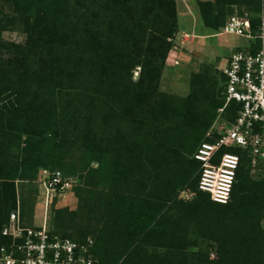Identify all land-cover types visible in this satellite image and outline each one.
I'll list each match as a JSON object with an SVG mask.
<instances>
[{
    "label": "trees",
    "instance_id": "1",
    "mask_svg": "<svg viewBox=\"0 0 264 264\" xmlns=\"http://www.w3.org/2000/svg\"><path fill=\"white\" fill-rule=\"evenodd\" d=\"M7 1H11L15 7L17 17H14L13 23L20 24L27 36L29 48H19L20 53L17 54V60L20 71L14 69L7 73L4 78L6 87L0 89V127L8 129V131L0 129L1 135L13 134L11 130L19 129L16 127L18 123L24 121L25 126L29 120H32L31 117L21 119L19 116L20 112L26 111L25 103L29 104L33 100L34 103L44 105L41 107L44 108L43 112L36 117L40 123L44 115L55 113V107L51 105L58 96L69 94L73 96L72 99L84 105L81 108L85 112L82 118L88 123L93 119L95 125L89 123V126L98 134L115 129V132L117 131L115 137H111L109 142L118 138L124 145L138 146H134L135 149L131 150L133 154L148 153L145 156L148 160L147 165L142 163L141 159V166L140 163L136 165L143 167V170H138L139 179L136 183L133 182L137 186H129L130 189L138 192L140 197L147 194L151 196L149 197L151 199L156 197L159 199L158 209H160L159 205L163 208L168 205L169 209V205L176 203L175 200L179 196L177 189L181 186L180 191L189 190L194 193L195 201L202 200L203 202V198L206 197L204 201L210 203H200L196 206L180 204L185 209L184 217L179 221L174 217V223L171 225L170 222L168 229L170 234H167L165 230L155 229L143 233L142 238L137 242L146 248L138 246L139 243L136 242L130 244L126 240L121 241L127 244L128 249L118 259L121 262L119 264H187L185 253L191 252L199 255L205 250V246L210 252L219 256L220 260L216 262L221 264H264V258L259 256V254L264 256V243L256 242L258 235L264 239V230L260 225V213L261 209H264L261 206V204L264 206V182H252L249 179L248 170L245 169L246 165H250L248 156L242 157L231 201L222 205L214 203L208 194L198 190L200 164L193 159V154L206 138L197 137L194 129H189L185 133L182 131L183 128L182 132H179L180 130L177 133L171 131L172 134H177L182 139L187 137L186 140L190 144L188 147L187 143L182 146L184 152L180 153L182 149L173 150L177 146L174 147L172 143L164 147L157 144L155 139L151 141L149 137L155 131L163 135L161 128L165 124L172 126V120L175 118L181 120L186 113L188 116L189 110L198 111L199 116H205V119L208 116L207 120L203 118L206 121L204 125L206 127L202 129L209 128L212 121H215V111L217 113L225 104V77L221 74L219 100L208 112L206 109L199 110L202 104L198 102L199 100L188 101L173 97L177 103H165L171 97L159 93L154 82L161 71L162 62L160 60L164 58L169 44L163 38L158 37L155 32H151L147 24H145L147 27L143 28L144 21L137 13L133 15L132 12L126 10L125 0ZM215 2L218 5V13L217 16L210 15V17H208L209 8L213 5L211 2L201 3L202 19L208 29L215 32L220 27L222 29L231 15L235 12L242 14L243 10L253 14L251 22L253 29H256L258 23L256 16L260 11L261 0H215ZM142 3L145 9L149 8L150 2ZM158 3L162 8L167 7L174 11L175 2ZM224 7L230 8V12L223 19ZM235 7L237 10L234 9ZM127 16L130 19H127ZM155 17L161 20L160 15L156 14ZM146 22L151 23V19L147 18ZM23 66L27 68L22 70ZM137 67L141 68V73L138 82L134 84L131 78ZM144 85L148 89L141 91L142 94L140 93L139 97H136L139 95L136 91L131 92L134 88H142ZM154 95L162 101L156 106L151 105ZM137 102L141 103L140 106ZM178 103L180 105H177ZM119 106L130 112H126L125 116L121 113L117 115L115 109ZM158 108L159 111L156 110ZM238 108L237 103L232 102L224 110L222 117L234 121ZM151 109L155 110L156 114ZM150 112L153 114L151 119L149 118ZM168 120H170L169 123ZM28 134L34 137L33 133ZM101 137L103 138V135ZM30 139L35 141V138ZM130 167L134 168L135 165L130 164ZM184 169L185 174L183 175L182 170ZM42 170L61 171L66 176L74 177L50 165H46ZM131 175H127L129 179L132 178ZM76 179L77 185L74 188L78 186L79 180ZM130 189L126 193H132ZM140 189L142 191H138ZM247 193H253L254 196H249L251 202L244 204L241 200L248 195ZM132 197L126 196L123 203H120L124 206L119 205V209L126 207L125 211L132 213V205H129L133 203ZM171 197L175 199L172 203H170ZM58 198L54 197L52 203L55 204ZM77 205L78 200L73 197L68 210L70 214L75 213ZM252 207H255L256 215L252 212ZM17 208L15 185L13 183L4 184L0 189V244L6 241L2 236L3 227L8 223L10 214ZM196 208L197 212H195ZM204 212L212 214L213 219L211 218L212 220L210 219L207 224L203 219L205 217L202 216ZM189 213H192L193 221L197 217L196 225L193 221L184 224V221H189ZM164 214L165 212L161 214V219ZM61 219L57 218L56 222H60ZM191 223L194 225L190 227ZM189 228L191 238L189 234L187 235ZM123 229L126 230L125 227ZM167 237L172 242V250L173 247L175 249L171 257L164 258L160 262V257L155 254L154 250L149 252L147 246L155 245L153 241L157 242V239L159 243L166 244ZM194 238L197 240L192 241ZM85 239L87 237L76 240L84 241ZM197 241L201 242L197 243ZM179 242H186L184 248L179 249L177 246L181 245ZM95 249L94 246V255L97 259ZM97 264L100 262L98 261Z\"/></svg>",
    "mask_w": 264,
    "mask_h": 264
},
{
    "label": "rangeland",
    "instance_id": "2",
    "mask_svg": "<svg viewBox=\"0 0 264 264\" xmlns=\"http://www.w3.org/2000/svg\"><path fill=\"white\" fill-rule=\"evenodd\" d=\"M162 1L175 2L174 11L167 7L162 8L158 3ZM125 2H127L126 10L132 12L133 15L138 14L144 21L143 28L147 24L151 32H155L158 37L163 38L169 44L164 58L160 60L162 62L161 71L154 82L159 93L171 97L165 103H177L173 97L188 101L199 100L198 102L202 103L199 110L206 109L208 112L219 100L221 72L226 66L227 58L236 51V48L246 47L248 41L232 35H216L220 33L221 27L216 32L208 29L202 19L201 3L211 2L213 6L209 8L208 17L210 15L217 16L218 5L215 4V0H125ZM142 2H150L149 8L145 9ZM14 8L11 1L0 0V89L6 87L4 78L7 73L14 69L20 71L17 60V54L20 53L19 48H29L27 36L22 31L20 24L13 23L14 17H17ZM234 9L237 10V7ZM229 12L230 8L224 7L223 19ZM156 14L160 15L161 20L155 17ZM147 18L151 19V23L146 22ZM127 19L130 18L127 16ZM26 68L27 66H23L22 70ZM140 73V67L133 71L131 79L134 84L138 82ZM147 89V86L144 85L142 88H134L131 92L136 91V94H139L136 97H139L140 93L142 94L141 91H147ZM72 97L69 94L59 95L51 105L55 107V113L44 115L40 123L36 117L43 112L44 108L41 107L44 105L34 103L33 100L29 104L25 103L26 111L20 112L19 116L21 119L31 117L32 120H29L25 126L24 121L18 123L16 127L19 129L11 130L13 134L9 133L7 136L0 134V189L4 184L13 183L15 185L16 204L22 224L28 227L41 226L47 215L50 229L58 234L76 239L91 237L94 240L96 256L100 264H119L121 262L118 259L128 249L127 244L121 241L126 240L130 244L139 243L137 241L142 238L143 233L154 229L165 230L167 234H170L168 229L170 222L173 225L174 217L178 221L184 217L185 209L180 204L194 206L200 203L210 204L204 201L207 199L206 197L203 198V202L202 200L195 201V195H190V198L186 197L182 199L183 201H179L181 192L184 194V191H180L181 186L177 189V191L179 190L178 201L171 197V202H169L172 203L175 200L176 203L169 205V209L168 205L165 208L159 205L160 209H158L159 199L156 197L151 199L148 194L140 197L138 192L130 189L129 186H137L135 183L140 177L138 170H143V167H140V159L147 165L148 160L145 156L148 153L136 152L133 154L131 150L137 145H124L118 138L109 142L111 137H115L117 132L115 129L98 134L89 126V123L95 125L93 119L88 123L82 118L85 115L81 109L84 105ZM161 102L160 98L154 95L151 105L156 106ZM140 104L137 102L138 106ZM122 108L119 106L118 109H115L117 115L121 113L125 116L126 112H130L124 107ZM151 110L156 114L155 110ZM156 110L159 111V108ZM189 111V115L184 114V118L181 120L177 118L172 120V126L165 124L161 128L163 135L157 134L156 131L151 134L149 136L151 141L155 139L157 144L164 147L168 143H172L174 147L177 146L173 150L178 151L186 143L187 147L190 144L186 140L187 137L182 139L177 134H172L171 131L177 133L180 130L179 132L185 133L189 129H194L197 137L207 138L208 134H215L210 133L211 130H218L222 123L221 121L216 123L219 113L215 111V121H212L210 127L204 130L202 128L206 127L204 125L208 116L205 119V116H199L198 111ZM152 115L150 112V119ZM169 122L170 120H168ZM0 129L8 131L7 128L0 127ZM28 133H33L34 137ZM101 135L105 138L104 140ZM30 138H35V141ZM183 152L184 149L180 150V153ZM138 163H140V168L136 166ZM130 164H134L135 167H130ZM46 165L58 167L79 180L76 188L61 195L55 204H50L47 214L43 201L45 190L40 183L41 169ZM132 169L133 172H131ZM185 169L182 170L183 175ZM245 169L248 170L249 179L252 182H264V174L259 170H253L251 165H246ZM131 173L133 174L131 175ZM156 173L158 172L156 171ZM128 174L132 178L129 179ZM134 181L135 183H133ZM129 189L132 190V193H126ZM247 194L241 200L244 204L251 202L249 196H254L253 193ZM126 196H133V203L129 204L132 205V207L130 206L132 213L126 212V207L119 209V205L124 206L120 203H123ZM73 197L77 198L78 205L75 213L70 214L68 210ZM261 206L264 207L262 204ZM171 207H173L172 210ZM188 209L190 210V208ZM251 210L256 215L255 207H252ZM163 212L165 214L161 219L160 216ZM195 212H197V208ZM189 214V221H184V224L193 221L192 213ZM211 215L210 212L202 214L206 224L212 218ZM260 216L261 229L264 230V209H261ZM59 217L62 218L61 221L56 222ZM196 218L193 221L195 225ZM165 219L168 220L165 221ZM191 224L190 227L194 225ZM190 232L189 228L187 235L189 234L191 238ZM168 238L165 239L166 244L159 243L157 239V242L153 241L155 245L147 246L149 252L154 250L155 254L160 257V262L164 258L171 257L175 249L173 247L172 250V242ZM186 242H179L181 244L177 245L179 249L184 248ZM256 242L264 243V239L258 235ZM140 244L137 245L145 247ZM205 250L199 255L186 252L187 264H221L216 262L220 260L217 254L210 252L206 246ZM259 256L264 258L261 254Z\"/></svg>",
    "mask_w": 264,
    "mask_h": 264
},
{
    "label": "built area",
    "instance_id": "3",
    "mask_svg": "<svg viewBox=\"0 0 264 264\" xmlns=\"http://www.w3.org/2000/svg\"><path fill=\"white\" fill-rule=\"evenodd\" d=\"M252 13L231 15L220 33L244 38L248 45L236 48L221 74L225 77V104L218 110L221 121L218 130H211L193 159L200 164L198 190L209 195L211 201L226 205L232 199L238 170L244 155L250 159L253 170L264 174V0L253 29ZM215 36V35H214ZM238 105L234 121L222 117L232 103ZM40 183L45 190V212L54 197L67 194L77 185V179L61 171L42 170ZM181 192L180 199L194 193ZM18 208L10 214L3 227L6 240L0 244V264H97L94 240L87 237L79 241L52 231L47 215L41 226H25L19 218Z\"/></svg>",
    "mask_w": 264,
    "mask_h": 264
}]
</instances>
